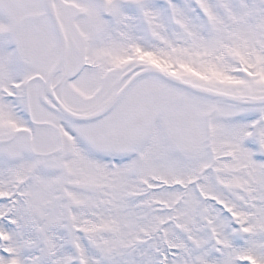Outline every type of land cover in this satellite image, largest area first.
<instances>
[{
	"label": "snow or ice",
	"instance_id": "snow-or-ice-1",
	"mask_svg": "<svg viewBox=\"0 0 264 264\" xmlns=\"http://www.w3.org/2000/svg\"><path fill=\"white\" fill-rule=\"evenodd\" d=\"M0 264H264V0H0Z\"/></svg>",
	"mask_w": 264,
	"mask_h": 264
}]
</instances>
